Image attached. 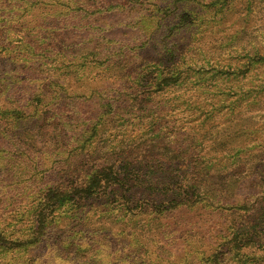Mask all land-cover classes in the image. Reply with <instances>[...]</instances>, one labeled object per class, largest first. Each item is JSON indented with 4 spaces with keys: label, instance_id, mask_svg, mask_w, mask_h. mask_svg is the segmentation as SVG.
Wrapping results in <instances>:
<instances>
[{
    "label": "rangeland",
    "instance_id": "1",
    "mask_svg": "<svg viewBox=\"0 0 264 264\" xmlns=\"http://www.w3.org/2000/svg\"><path fill=\"white\" fill-rule=\"evenodd\" d=\"M0 42V264H264V0H0Z\"/></svg>",
    "mask_w": 264,
    "mask_h": 264
},
{
    "label": "trees",
    "instance_id": "2",
    "mask_svg": "<svg viewBox=\"0 0 264 264\" xmlns=\"http://www.w3.org/2000/svg\"><path fill=\"white\" fill-rule=\"evenodd\" d=\"M39 4L40 3H34L35 6H38ZM168 28H170V27H168ZM0 49H1L0 54H2V52L6 49V46L4 44H2L1 42H0ZM0 75H1V73H0ZM0 80H1V76H0ZM168 80L169 79L166 78L162 82H168ZM158 86H162V85L158 84ZM220 104H219V107H220ZM225 141H223L220 145L221 146L223 145L226 147V149H228V146H227L228 142L224 143ZM238 150H241V147H239ZM0 152H2V149H0ZM161 169L164 170L163 167H161V168L159 167L158 168L159 174L162 173ZM111 172H113V169L98 170L97 174H96L97 177H96V179H94V182H93V188L94 189L93 190L82 189L81 191H79V193H77V194H80V195H78L76 202L79 203L80 199H91V198H94V196L95 197H100V196L110 197V194L114 193L115 188L120 187L119 185L130 186L129 182L127 181V177H126L127 175L122 176L124 174L115 172L114 177H112L109 175V174H111ZM108 180H112V182L108 183ZM85 190H87V191L85 192ZM53 194H54V199L57 200L60 205H63L65 203H70L72 200L71 199L72 195L69 192H66V193H55L54 192ZM208 198L209 197L206 194L202 195L201 202L204 206H206L204 203L207 202ZM195 202H197V201L193 202V201H189L188 199H179V200L172 201L171 206L174 207V206L183 205L186 207H193V206H196V204H197ZM218 204H219V207H217L214 203H208L209 206H206V207H217V208L222 209V210H232V209L245 208V205L240 204V203H224L222 198L218 199ZM41 226H42V222L40 224V228H41ZM0 236H2V233H0ZM10 240H12V239H10ZM31 241H32V237H31V239H25V240L19 239V241L18 242L16 241V243H14V244L15 245H21V244H31L32 245L33 243ZM39 242L40 241H36L34 244H37ZM5 244H7V243L5 242ZM0 245L2 247H4V245L2 243H0ZM7 245H11V244H7Z\"/></svg>",
    "mask_w": 264,
    "mask_h": 264
}]
</instances>
